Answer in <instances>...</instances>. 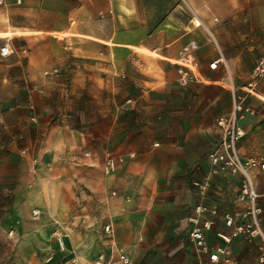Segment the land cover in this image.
<instances>
[{"label":"crops","instance_id":"1","mask_svg":"<svg viewBox=\"0 0 264 264\" xmlns=\"http://www.w3.org/2000/svg\"><path fill=\"white\" fill-rule=\"evenodd\" d=\"M191 43L203 79L182 88L176 62ZM4 45L13 53L0 56V264H122V254L212 264L188 238L206 179L207 243L229 258L216 264H259V238L219 237L231 234L225 215L243 224L247 205L236 201L240 179L212 175L208 156L232 80L248 110L240 153L264 160V77L245 92L264 59V0H5ZM221 55L230 78L209 69ZM109 155L117 168L106 175ZM255 184L264 206V173Z\"/></svg>","mask_w":264,"mask_h":264},{"label":"built area","instance_id":"2","mask_svg":"<svg viewBox=\"0 0 264 264\" xmlns=\"http://www.w3.org/2000/svg\"><path fill=\"white\" fill-rule=\"evenodd\" d=\"M24 0H15L16 4H22ZM5 0H0V7ZM198 45L191 43L181 52V58L176 62L179 75V84L181 87H188L194 81L203 79L200 71V62L197 57ZM13 51L8 45L0 48V56L6 58L12 55ZM222 65L227 77H231L228 64L221 55L209 63L211 71L218 70ZM54 72H46L53 74ZM264 77V59H261L253 79L245 86L246 94L255 95L258 81ZM233 89V101L231 112L220 116L215 121L217 130L216 143L209 153L212 175H222L223 177L239 178L241 181L240 191L236 198L239 204L247 205L245 212L246 221L243 224H236V219L231 214L225 215V224L231 229L230 235L219 234V237L229 244L232 238L256 239L259 238L258 263L264 264V206L258 203L259 194L256 189L255 179L259 173H264V160L260 157L244 158L239 150V144L247 136L246 130L240 125L242 115L248 110L244 106L246 95L235 90L234 83H229ZM117 168V160L113 157L107 158L103 171L106 175L112 174ZM197 200L194 206L193 214L189 217V223L192 225L189 231V240L200 254L206 255L212 264L221 260L229 262L226 247H211L207 243V233L213 228L214 222L206 217L210 212L209 207L204 204L206 192L210 186V180L206 179L197 182ZM107 233L112 232L111 226L105 228ZM122 264H134L125 254L120 255Z\"/></svg>","mask_w":264,"mask_h":264},{"label":"rangeland","instance_id":"3","mask_svg":"<svg viewBox=\"0 0 264 264\" xmlns=\"http://www.w3.org/2000/svg\"><path fill=\"white\" fill-rule=\"evenodd\" d=\"M189 15V18H190V25H192V26H196V27H198V28H200V26L201 25H199V20H197L196 21V18L198 17L199 19H200V14H188ZM207 34V38H208V43L209 44H211L212 45V47L214 48V50H215V53L216 54H218L221 50H220V48H219V46H218V43L216 42V40L214 39V37L210 34V33H206ZM1 48V47H0ZM198 49H199V47H198ZM213 55V54H212ZM258 64H259V61H257V63L255 64V66H254V68L253 69H256L257 68V66H258ZM256 67V68H255ZM51 72H54V71H51ZM57 73H58V71H57ZM46 74V73H45ZM53 74H56V73H53ZM46 75H52V74H46ZM254 75H255V73L253 74V77H254ZM253 77H252V79H253ZM180 85V84H179ZM182 88H184V87H182ZM185 88H187V87H185ZM109 157H113V158H115L114 156H112V155H109L108 156V158ZM116 159V158H115ZM106 162V161H105Z\"/></svg>","mask_w":264,"mask_h":264}]
</instances>
